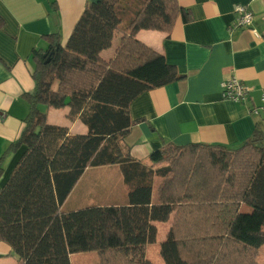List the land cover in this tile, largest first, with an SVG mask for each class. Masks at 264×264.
Instances as JSON below:
<instances>
[{
	"label": "trees",
	"instance_id": "obj_1",
	"mask_svg": "<svg viewBox=\"0 0 264 264\" xmlns=\"http://www.w3.org/2000/svg\"><path fill=\"white\" fill-rule=\"evenodd\" d=\"M179 13L187 20L177 0H87L64 44L53 33L46 49L34 51L35 86L23 94L29 112L7 149L16 160L0 182V240L17 264H71L72 253L91 250L101 264H154L143 248L156 241L155 223L169 219L159 248L164 264H260L263 130L236 147L167 142L147 161L123 143L141 120L131 117V101L183 78L135 35L169 32ZM116 34L114 55L102 58ZM41 105L67 106V117L86 132L49 123ZM113 164L127 186L125 204L62 208L87 168Z\"/></svg>",
	"mask_w": 264,
	"mask_h": 264
},
{
	"label": "crops",
	"instance_id": "obj_2",
	"mask_svg": "<svg viewBox=\"0 0 264 264\" xmlns=\"http://www.w3.org/2000/svg\"><path fill=\"white\" fill-rule=\"evenodd\" d=\"M86 1L0 0V167L3 169L0 182L16 160L17 153L7 149L18 138L29 112L23 94L33 91L35 86L34 51L46 49V37L53 33L64 44ZM177 3L188 13L187 20L179 13L169 32L141 29L135 35L163 54L183 75L180 80L141 92L130 103L131 117L141 120L130 127L123 143L134 158L143 161H147L153 149L167 142L236 147L256 127L264 131V103L260 97L264 91V0H177ZM237 4L246 5L253 12L250 26H234ZM231 76L249 87L246 102L222 97L220 83ZM40 108L46 111L49 123L60 119L70 133L86 132L78 118L67 117V106L41 105ZM113 165L102 167L119 170ZM77 182L66 200L75 191ZM126 202L127 186L122 180L119 198L111 204ZM0 264H17L11 247L1 240Z\"/></svg>",
	"mask_w": 264,
	"mask_h": 264
},
{
	"label": "rangeland",
	"instance_id": "obj_3",
	"mask_svg": "<svg viewBox=\"0 0 264 264\" xmlns=\"http://www.w3.org/2000/svg\"><path fill=\"white\" fill-rule=\"evenodd\" d=\"M118 35L113 37L111 45L100 52V56L104 59L111 58L115 52V48L118 45ZM56 83L53 84V88ZM52 119L54 124H62V120ZM56 122V123H55ZM113 167L118 169V165L114 164ZM122 174L120 170H114V168L95 166L90 167L80 177L77 182V187L72 195L62 205L63 209L79 208L86 205L94 204H111V202L118 200L121 191ZM159 178H155L153 184V193L155 196V190ZM105 182V184H103ZM68 209V210H69ZM170 223H171V219ZM167 221L156 222L157 237L154 243L146 244L143 248L144 256L151 260L154 264H164L159 254L160 243L165 239L166 232L170 226ZM257 261L260 264H264V245L258 249ZM71 264H101L99 254L94 251H82L74 252L70 255Z\"/></svg>",
	"mask_w": 264,
	"mask_h": 264
},
{
	"label": "built area",
	"instance_id": "obj_4",
	"mask_svg": "<svg viewBox=\"0 0 264 264\" xmlns=\"http://www.w3.org/2000/svg\"><path fill=\"white\" fill-rule=\"evenodd\" d=\"M234 11L236 13V21L234 26H250L254 15L253 12L246 5L237 4L234 6ZM220 88L221 95L224 99H228L235 102H246L249 98V87L245 85V83L236 76H231L226 79H223L220 83ZM260 97L264 103V91H262Z\"/></svg>",
	"mask_w": 264,
	"mask_h": 264
},
{
	"label": "water",
	"instance_id": "obj_5",
	"mask_svg": "<svg viewBox=\"0 0 264 264\" xmlns=\"http://www.w3.org/2000/svg\"><path fill=\"white\" fill-rule=\"evenodd\" d=\"M68 101H69V98L67 97L66 100L64 101V105H67Z\"/></svg>",
	"mask_w": 264,
	"mask_h": 264
}]
</instances>
